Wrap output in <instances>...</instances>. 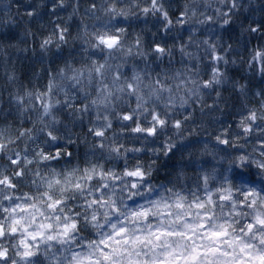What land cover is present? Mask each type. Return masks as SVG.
I'll return each mask as SVG.
<instances>
[{
  "label": "clouds",
  "instance_id": "1",
  "mask_svg": "<svg viewBox=\"0 0 264 264\" xmlns=\"http://www.w3.org/2000/svg\"><path fill=\"white\" fill-rule=\"evenodd\" d=\"M3 2L10 7L0 8V169L17 153L20 167L28 173L39 170L42 177L51 176L49 168H82L97 144L92 133L100 129L105 151L100 162L111 159L112 167L123 164V154L119 159L108 155L118 141L125 148L143 146L144 152L135 156L159 160L153 165L157 179L165 177L164 169L187 166L191 172L197 164L251 179L242 165L229 161L251 151L243 145L249 135H256L255 128L236 141L235 152L217 146L215 158L202 153L205 145H215L214 134H223L224 126L232 125L233 134L242 132L252 122L250 113L256 126L264 129V96L259 94L264 74L252 70L253 62L264 60V0ZM29 5L35 17L24 15ZM57 24L65 29L64 40L57 34ZM100 36L118 37L119 42L109 49L98 41ZM156 43L164 47L163 54L155 52ZM50 64L54 88L49 96L43 91L48 80L43 70ZM94 64L104 66V79L91 85L87 76L73 81L65 75L68 65L86 71ZM66 96L81 100L88 110H69ZM125 111L146 121V126L154 123L151 113H159L165 120L157 126L160 135L146 144L126 142L117 135ZM177 119L179 129L173 125ZM48 132L58 138L52 144L71 149L70 159L42 160L40 150L51 146ZM165 142L178 145L177 150L162 154ZM157 148L159 153L149 151ZM116 174L123 181V173ZM22 235L0 240L9 257L23 251Z\"/></svg>",
  "mask_w": 264,
  "mask_h": 264
},
{
  "label": "snow or ice",
  "instance_id": "2",
  "mask_svg": "<svg viewBox=\"0 0 264 264\" xmlns=\"http://www.w3.org/2000/svg\"><path fill=\"white\" fill-rule=\"evenodd\" d=\"M9 4L0 0V8ZM92 8L96 5L92 4ZM24 15L35 17L32 6ZM57 34L65 39V29L57 24ZM250 29V31H253ZM9 39L14 36L10 33ZM106 48L119 42L118 37L100 36ZM46 43V41H45ZM158 54L165 52L156 43ZM216 58L215 55L213 57ZM253 72L264 74V60L253 62ZM48 77L43 90L49 96L54 88L51 64L44 69ZM104 66L94 64L86 71L68 65L67 78L89 84L104 79ZM14 78V75L11 77ZM119 79V73L116 74ZM208 84V80H205ZM247 89V86H244ZM132 89V85H128ZM264 96V88L259 91ZM39 99V95L37 96ZM43 103V102H42ZM69 109L87 111V104L66 96ZM50 108V105H46ZM252 122L242 132L233 134L232 125L223 127V134H214L215 145L203 147V153L215 158L220 151H237V140L255 128L243 146L251 151L230 160L229 164L243 166L251 179L236 174H222L215 166L197 164L191 172L187 166L164 169V178L157 179L159 160L143 153L144 147L125 148L115 141L108 155L117 159L123 154V164L112 167L105 163L104 133L96 129L92 135L97 144L84 165L57 171L49 168L51 176H41L39 170L28 173L20 167L19 153L4 161L0 169V240L23 233L15 258L0 247L3 264H264V129ZM153 124L125 111L120 132L132 144L147 143L158 137V125L165 120L151 113ZM187 119V117H185ZM181 127L179 119L173 122ZM130 129V131H129ZM50 147H44L42 160L59 163L73 152L63 143L52 144L58 138L46 134ZM251 141V144H248ZM73 142H68L71 145ZM241 146V147H243ZM178 145L165 142L164 155L172 154ZM156 153L160 149H149ZM11 168V173L8 169ZM227 171V170H225ZM117 172L123 173V181Z\"/></svg>",
  "mask_w": 264,
  "mask_h": 264
},
{
  "label": "trees",
  "instance_id": "3",
  "mask_svg": "<svg viewBox=\"0 0 264 264\" xmlns=\"http://www.w3.org/2000/svg\"><path fill=\"white\" fill-rule=\"evenodd\" d=\"M0 36H2V33H0ZM71 150V149H70Z\"/></svg>",
  "mask_w": 264,
  "mask_h": 264
}]
</instances>
